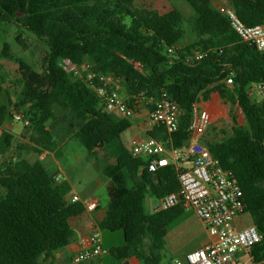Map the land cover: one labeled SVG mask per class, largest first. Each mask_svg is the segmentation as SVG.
I'll list each match as a JSON object with an SVG mask.
<instances>
[{"label":"trees","instance_id":"16d2710c","mask_svg":"<svg viewBox=\"0 0 264 264\" xmlns=\"http://www.w3.org/2000/svg\"><path fill=\"white\" fill-rule=\"evenodd\" d=\"M135 1L0 0V26L16 25L48 47L38 71L9 54L5 46V58L18 63L23 81L21 98L14 106L27 109L30 115L25 114L31 119L27 128L34 131L32 142L40 147L46 146L40 128L55 109L86 116L74 138L106 181L110 202L99 228L127 235L126 243L110 253L119 262L136 258L141 264H160L168 233L184 210L149 213L145 201L149 193L161 199L178 191L176 170L170 166L150 173L147 160L134 157L123 142L132 121L107 113L97 94L67 73L61 63L64 59L78 66L91 62L94 70L112 73L127 98L159 96L165 91L181 108L178 130L171 136L177 148L189 140L193 105L200 94L208 98L218 93L232 105L238 104L247 126H235L229 138L207 141V145L222 167L233 172L244 193L246 211L263 237L249 251L250 260L259 262L264 259V99L253 102L249 89L264 87V53L243 42L211 0H185L194 11L189 19L178 8L162 15L136 7ZM226 1L246 25L264 23V0ZM185 23L195 41L170 55L167 49L182 44L187 36ZM192 50L207 55L188 62ZM231 72L233 88L221 83ZM5 94L9 96L0 85V99ZM128 103L133 105L131 99ZM8 105L0 106V127L7 121ZM150 136L167 138L166 131L159 129ZM14 141L12 133L2 131L0 154L5 155ZM0 187L4 190L0 196V264H54L56 253L76 237L71 220L85 212L82 204L68 203L70 185L58 183L40 160L18 159L0 167Z\"/></svg>","mask_w":264,"mask_h":264},{"label":"built area","instance_id":"2783aa9c","mask_svg":"<svg viewBox=\"0 0 264 264\" xmlns=\"http://www.w3.org/2000/svg\"><path fill=\"white\" fill-rule=\"evenodd\" d=\"M216 10L228 19L231 29L243 42L264 53V23L246 25L235 9L227 4L219 5ZM181 49L182 46L176 44L169 47L167 52L173 55ZM206 55L205 52L192 50L188 62L203 60ZM61 65L67 73L97 94L107 113L132 120L143 109L147 112V125L150 130L166 131L167 138L164 140L148 135L134 136L126 147L134 157L147 160V170L152 174L170 166L175 168L180 187L178 191L158 199L155 212L181 207L192 210L204 224L208 241L201 249L189 253L186 256L187 262L238 264L243 259L239 258V255H244L250 260L249 251L261 243L263 237L254 224L240 229L235 223L238 217L248 214L246 200L233 172L222 167L205 140L209 128L214 123L213 114L215 115L219 108L217 105L207 104L212 98H206L204 93L199 95L193 105L189 140L177 148L171 136L178 130L181 108L165 91L159 96L140 94L127 98L121 95L120 80L112 73L104 74L94 70L93 63L85 62L78 66L70 59H64ZM221 83L233 88L234 73L231 72ZM253 86L261 89L264 97V87ZM128 99H131L132 106L129 105ZM12 119L15 123L23 124L25 128L31 126V119L22 111H12ZM68 203L82 204L87 213H95L99 208L97 199H82L76 195ZM79 248V252L68 264H84L109 253L103 247L100 230L81 238ZM250 264H264V259L256 263L251 261Z\"/></svg>","mask_w":264,"mask_h":264},{"label":"rangeland","instance_id":"374dc122","mask_svg":"<svg viewBox=\"0 0 264 264\" xmlns=\"http://www.w3.org/2000/svg\"><path fill=\"white\" fill-rule=\"evenodd\" d=\"M218 1V0H212ZM224 4H230L228 1ZM135 6L138 8H150L158 11L160 14L164 15L174 8H178L183 12L185 18L189 19L194 11L190 5L185 0H136ZM184 28L187 30V36L182 42L183 47H187L195 41V34L189 27L187 23L184 24ZM9 46V54H12L18 59L26 61L34 69L41 70L42 60L45 52L48 50L46 44L39 40L34 34L20 29L18 26L2 23L0 26V85H2L5 90L8 91L9 96L5 94L0 99V106L2 104H9V113L7 117V122L13 131L20 137L17 140L12 149L5 155L0 154V167L10 160L18 159H28L33 161L37 156L34 152L29 151L27 148L31 147L32 139L30 136L25 135L24 131L27 130L21 123H15L12 119V111H19L20 108L14 106L21 98V93L23 90V81L21 72L19 70V65L15 60H10L5 58L3 50L5 46ZM214 94V95H213ZM212 100H210L211 106H218V110L213 114L214 123L209 128L205 140L209 142H221L229 138L233 133V128L246 127L247 121L246 116L238 104L232 105L225 99H221L218 93H212ZM249 95L253 102H261L264 97L262 96L261 89L252 86L249 89ZM211 97V96H210ZM20 111L29 114L25 107H22ZM218 114V115H217ZM30 115V114H29ZM235 118V119H234ZM1 131V130H0ZM134 132L131 130L125 134V141L128 143L131 135ZM1 135V132H0ZM26 148V149H22ZM100 155L104 156L105 153L100 151ZM111 163H114V159H110ZM4 193V190L0 187V196ZM158 204V199L152 194L147 195L145 206L148 212L153 213L155 207ZM246 220H250V216L245 215ZM182 218H189V226L184 229H178L177 226H173L169 231V237L166 239L165 249L162 252L161 264H173L175 261H180L183 264H188L186 261V256L188 252L198 250L203 246L207 238L206 229L202 221L195 216L192 210L184 212ZM252 224V223H251ZM126 233L124 231L118 232H103L104 246L111 250L113 247H120L126 243ZM241 261L240 264H250L251 261L246 259L244 255H239ZM116 258L110 256L105 260V264H116ZM119 261L117 260V263ZM238 263V264H239Z\"/></svg>","mask_w":264,"mask_h":264},{"label":"crops","instance_id":"0c3cea01","mask_svg":"<svg viewBox=\"0 0 264 264\" xmlns=\"http://www.w3.org/2000/svg\"><path fill=\"white\" fill-rule=\"evenodd\" d=\"M226 2V0H211V4L215 9L219 5ZM213 95H211V98ZM218 97L221 98L220 95ZM207 104L210 103L207 102ZM85 120L86 116H84L80 112H64L60 109H55L54 115L43 126H41L39 131V135L44 136L43 139L45 140L46 146H36L33 142H31L32 145L31 147H28V150L34 152L37 157L33 161L24 158L31 162L40 160L46 167V169L49 170L51 174L55 175L58 183L67 182L71 187V192L67 197V201H70L72 197L76 195L82 199H97L99 202V208L95 213H87L85 211L83 214L74 217L71 220V226L76 234V237L69 246L56 253L54 264H68L72 257L79 252V240L83 237L91 235L95 230H100L99 223L105 217L110 202L104 177L97 172L94 166V161L88 159V152L84 149L82 144L74 138L75 134L84 124ZM131 121L132 127L127 131L129 132L132 130L134 132L131 137H145L147 135L150 136V132H152V130H150L147 125L146 110L142 109ZM0 130L1 133L2 131L12 133L15 136L14 143L20 139L18 134H16L13 129H11L7 121L2 127H0ZM127 132H125L122 136L125 146L128 145L130 140L128 139V143L125 141V134ZM25 135L36 136V134H34V131L28 128L24 131V140L26 139ZM33 136H30L31 139ZM36 149L38 150V152H36ZM183 210L184 212L188 211L185 209ZM153 213H155V211ZM188 221L189 218H182L178 223L175 224V226H177L178 229L184 230L189 226ZM235 223L238 228L243 229L251 225L252 220L251 217L250 220H246L245 216H241L236 219ZM101 234L103 247L109 253L105 256H101L94 260L85 262L84 264H105V260L108 257L113 256L110 253V250L108 248H105L102 231ZM169 236L170 235L168 233L167 237ZM207 241L208 235L205 242L203 243V246ZM202 247H200L199 249H201ZM191 252H188L187 255ZM176 262L180 261H175V263L173 264H176ZM180 263L183 264L182 262ZM116 264L141 263L136 258H128L118 263L116 260Z\"/></svg>","mask_w":264,"mask_h":264}]
</instances>
